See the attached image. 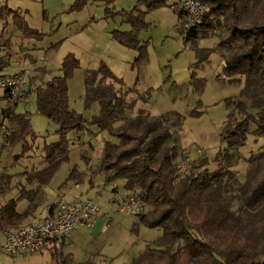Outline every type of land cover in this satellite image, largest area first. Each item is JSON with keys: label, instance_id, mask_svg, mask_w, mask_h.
I'll list each match as a JSON object with an SVG mask.
<instances>
[{"label": "trees", "instance_id": "16d2710c", "mask_svg": "<svg viewBox=\"0 0 264 264\" xmlns=\"http://www.w3.org/2000/svg\"><path fill=\"white\" fill-rule=\"evenodd\" d=\"M199 1L205 7L201 21L195 27L180 25L177 30L185 44L213 35L218 38L210 48L193 45L197 62L191 69L208 61L212 53L221 52L223 81L243 79L240 94L230 100L234 109L220 133L229 148L237 149L245 144L249 134L264 139V0ZM82 3L84 0H77L74 6ZM160 6L171 8V2L136 0L130 9L119 11L132 29L116 30L113 37L125 46L139 49L136 62L142 61L145 53L133 31L145 25L147 12ZM17 13L5 3L0 5L1 19L12 16L17 20ZM3 59L0 58V70L8 64ZM78 65V59L67 54L61 62L60 76L47 81H39L38 76L28 80L25 93L33 94L36 112L58 126V140L44 146V166L28 177L34 187H22L18 196L0 204V228H16L36 217L35 212L44 201V187L68 158V133H80L92 125L117 140L104 141L96 172L107 182L122 179L127 193H139L146 205L136 215L139 222L148 228L162 229L154 244H147L130 264H264V144L257 154L247 158L251 166L228 198L222 192L226 180L233 177L224 166L231 158L228 148L216 154L214 171L191 166L190 172L181 176L177 173L180 155L173 124H166L160 115L139 112L114 126L124 111L134 108L141 95L130 96L133 89L123 90L122 79L107 66L89 70L84 81L86 99L98 104V113L87 119L70 107L68 79ZM193 74L192 71V79H196ZM4 115L9 118L7 141L12 146L32 148L37 136L28 113H17L15 108ZM0 148H4L2 141ZM71 177H76L75 169ZM9 190L10 175L0 165V197ZM22 200L27 201V206L18 210L17 204ZM233 201L237 202L235 209L231 206ZM55 204H48L47 212ZM51 257L57 264H95L90 258L74 262L62 251L51 252Z\"/></svg>", "mask_w": 264, "mask_h": 264}, {"label": "rangeland", "instance_id": "374dc122", "mask_svg": "<svg viewBox=\"0 0 264 264\" xmlns=\"http://www.w3.org/2000/svg\"><path fill=\"white\" fill-rule=\"evenodd\" d=\"M76 2L0 0V5L7 4L19 16L17 20L12 16L6 20L0 18V42L7 43L12 53L7 57L8 64L1 70V75L27 69L28 78L38 76L39 81H47L62 74L60 67L63 58L73 54L79 65L68 79L69 105L90 119L98 113L99 107L86 99L85 77L89 70L97 69L102 64L107 66L116 77L122 79L123 90L133 89L130 96L147 98H138L134 108L124 111L114 126L139 112L148 116H162L166 124H173L179 155L187 156L190 167L200 170L207 168L214 171L216 154L228 148L231 158L224 166L228 167L233 177L226 180L222 192L228 198L233 195L238 182L244 180L251 166L247 158L258 153L264 139L249 134L245 144L237 149L229 148L227 142L221 140L224 121L234 109L230 100L240 94L243 79L223 81L224 60L221 52L212 53L208 61L191 69V65L197 62L193 45L210 48L217 44L218 38L213 35L185 44L177 30L175 12L168 6H160L147 12L145 25L133 31L139 44L144 46L145 53L144 59L136 62L139 49L125 46L113 37L116 30L132 29L119 11L130 9L136 0H84L79 7H75ZM192 71L196 79H192ZM2 106L0 99V108ZM16 112L28 113L37 138L32 148L23 149L20 144L13 146L11 151L0 148V165L10 175V190L0 197V204L18 196L20 188L34 187L35 184L29 182L28 177L44 166V146L58 140V126L36 112L33 94L28 95L24 104L17 105ZM67 137L68 158L44 187V201L35 216L49 214L48 204L61 197L93 200L105 216L104 221L108 222V217L112 220L95 238L74 241L78 248L75 258L78 261L90 258L95 264H130L147 244H154L161 236L162 229L148 228L136 216L118 212L110 206L113 189L117 188L121 195L127 192L124 181L117 178L107 182L96 169L104 141L116 139L92 125L80 133L69 132ZM73 169L76 177L70 178ZM75 183L79 184L77 189L74 188ZM25 203L26 200L20 201L17 209H24L27 206ZM55 203L57 206L58 201ZM231 206L235 209L237 202L233 201ZM66 247L65 243L63 248ZM46 261L57 264L51 253L33 254L25 258L0 257V264H37Z\"/></svg>", "mask_w": 264, "mask_h": 264}, {"label": "built area", "instance_id": "2783aa9c", "mask_svg": "<svg viewBox=\"0 0 264 264\" xmlns=\"http://www.w3.org/2000/svg\"><path fill=\"white\" fill-rule=\"evenodd\" d=\"M171 8L177 13V27H195L205 11L199 0H173ZM12 55L8 45H0V58ZM29 70L22 69L11 75L0 74V90L3 94L0 108V139L3 147L12 150L9 138L8 120L4 115L8 110L28 99L25 90L28 86ZM190 172V160L180 156L177 162V173L185 176ZM79 184L75 183L74 188ZM110 206L118 212L136 216L146 209L145 202L137 192L120 194L113 190ZM99 213V206L91 199L74 197L58 200L53 214L32 218L16 228H0V257L25 258L33 254L61 252L71 233L82 227H90L94 217Z\"/></svg>", "mask_w": 264, "mask_h": 264}, {"label": "crops", "instance_id": "0c3cea01", "mask_svg": "<svg viewBox=\"0 0 264 264\" xmlns=\"http://www.w3.org/2000/svg\"><path fill=\"white\" fill-rule=\"evenodd\" d=\"M2 45H8L7 43H3V42H0ZM20 57H23L22 55H19ZM4 61H6L7 60V57H4V59H3ZM0 74H1V70H0ZM2 91V90H1ZM2 94H3V92H1L0 93V97L2 96ZM21 103H25V101H23V102H21ZM115 189H117V188H115ZM114 190V189H113ZM127 193V192H126ZM25 201V200H24ZM58 201V200H57ZM57 201H55V202H57ZM55 202H52V203H54L55 204ZM25 204H27V201H26V203ZM40 208V207H39ZM56 208H57V206H53V208H52V210L49 212V215L50 214H53L55 211H56ZM52 212V213H51ZM47 215V214H46ZM104 218H105V216H103L102 214H101V212L99 211V213L94 217V219H93V224L90 226V227H82V228H84V229H79V230H77V231H74V232H72L73 233V235L71 236V237H69L68 239H67V241L65 242L66 244H67V247H66V249H64V248H62V253L64 254V255H68L74 262H81L80 260L78 261V259L77 258H75V253L77 252V250H78V248H77V246H75V244H74V241H76L77 239H78V241L79 240H82V239H88V238H95L96 236H98L101 232H102V230H104L105 229V227H107V225H108V222H110L111 220H112V218H107L108 219V222H105L104 221ZM106 225V226H105ZM71 233V234H72ZM65 245V244H64ZM64 245H63V247H64ZM81 247H83V245L81 246ZM37 264H53V262L52 261H46V262H41V263H37Z\"/></svg>", "mask_w": 264, "mask_h": 264}]
</instances>
